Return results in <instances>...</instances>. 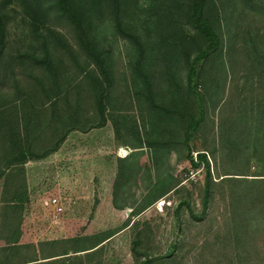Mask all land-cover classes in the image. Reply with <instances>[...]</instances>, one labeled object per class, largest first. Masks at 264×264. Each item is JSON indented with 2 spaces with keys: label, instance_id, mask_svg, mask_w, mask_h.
<instances>
[{
  "label": "rangeland",
  "instance_id": "374dc122",
  "mask_svg": "<svg viewBox=\"0 0 264 264\" xmlns=\"http://www.w3.org/2000/svg\"><path fill=\"white\" fill-rule=\"evenodd\" d=\"M120 1V30L106 9L85 24L102 74L69 21L0 0V248L14 232L16 262L264 264V0H206L219 42L195 93L186 75L207 41L191 1ZM11 139L56 150L17 165Z\"/></svg>",
  "mask_w": 264,
  "mask_h": 264
},
{
  "label": "trees",
  "instance_id": "16d2710c",
  "mask_svg": "<svg viewBox=\"0 0 264 264\" xmlns=\"http://www.w3.org/2000/svg\"><path fill=\"white\" fill-rule=\"evenodd\" d=\"M24 7V9L28 12L31 20H36L37 18H41L42 22L45 21L46 18H48L51 14H59L60 17L64 18L65 20L69 21L76 30L79 31V43L80 46L85 42L84 48L85 51L88 52L91 56L95 58V61L98 65H100L101 72L104 74L103 66H102V59L100 60L101 54H96L95 49L91 47L90 38L88 36V31L85 29V24L88 27L87 21L90 20L93 15V12L98 11L100 9H106L107 11H110V13L113 16L114 23L116 25V28L120 30L119 27V14H120V7H121V1L120 0H19ZM190 10H189V17L193 22H197L194 26L196 27L197 32L203 36V38L207 41V47L204 50H201L193 59L191 62L187 75H186V81L189 91L192 93H195V90L190 85L192 84L193 80L196 78V63L199 61H203L204 59H207L212 52L217 48L219 39L215 31L212 29V27L209 25L207 20L203 22L201 19V16H204V9L206 6V0H190ZM7 23V19L5 18V15L0 10V50H2L3 47V34L5 31V26ZM90 45V47H89ZM89 49V50H88ZM1 55V53H0ZM40 62V61H37ZM43 64V62H41ZM107 80V76L105 77ZM105 82V80L103 79ZM98 91V97H99V104L98 106L101 108V111H103V101H100V99L103 98L104 95H106V90L104 89V85L97 86ZM104 89V90H103ZM198 97V94H196ZM198 118L194 119L191 118L189 120V123L186 126V134L189 132L191 133V130H195L199 124L203 120V113H202V107L199 103L201 100L198 99ZM99 108V109H100ZM10 145H12L13 150L15 149V152L17 156L14 159V163L19 165L23 164L27 161L31 160H39L44 157H46L49 153L55 151L56 149H51L42 152L40 155H36L29 148L23 149L19 144H17L13 139L10 140ZM188 159L191 167L193 169H196L199 166V163H201L204 167H206V170H208V165L205 160V156L203 154H198L196 157V161H193L191 156L188 154ZM208 178H210L209 171H207ZM264 176V175H260ZM204 193L202 198V207L205 209L207 207L208 201H209V182L205 181L204 184ZM261 195L259 191H253L252 197L254 200V205L256 207L257 203L261 201ZM14 198V197H13ZM11 199L9 204H16L13 206L7 207V210L9 213H13L18 209V201L15 199ZM8 203V202H7ZM181 205H185L186 209L189 211L190 216L192 217L191 211L189 210V207L185 203H181ZM264 210V209H262ZM262 212V211H261ZM264 215V214H263ZM194 218V217H192ZM198 221H201V217L194 218ZM257 225H259V222H256ZM9 228V227H8ZM14 232L10 233V238L6 239L4 247L0 248V264H64L66 262L61 261L57 262L62 259L69 258L67 257L68 253H62L60 255H54V256H48L43 258L32 259V260H25L23 262L14 261V259L17 258V256L14 254L17 251V246L20 245L18 241V235L14 236ZM245 240H249L246 238ZM27 248V247H25ZM32 249V247H29ZM28 248V249H29ZM81 251H74V253H78ZM62 257V258H61ZM59 258V259H58ZM152 260V259H151ZM64 262V263H63ZM152 261H144L141 264H150Z\"/></svg>",
  "mask_w": 264,
  "mask_h": 264
},
{
  "label": "crops",
  "instance_id": "0c3cea01",
  "mask_svg": "<svg viewBox=\"0 0 264 264\" xmlns=\"http://www.w3.org/2000/svg\"><path fill=\"white\" fill-rule=\"evenodd\" d=\"M2 247V246H1Z\"/></svg>",
  "mask_w": 264,
  "mask_h": 264
}]
</instances>
